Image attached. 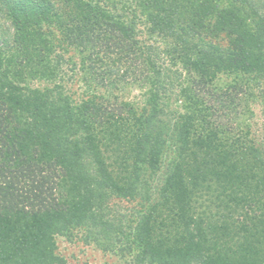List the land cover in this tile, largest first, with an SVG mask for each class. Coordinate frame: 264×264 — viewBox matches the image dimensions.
<instances>
[{
	"label": "trees",
	"instance_id": "trees-1",
	"mask_svg": "<svg viewBox=\"0 0 264 264\" xmlns=\"http://www.w3.org/2000/svg\"><path fill=\"white\" fill-rule=\"evenodd\" d=\"M1 20L0 264H59L79 231L131 264H264V150L213 90L264 102V0H0ZM137 81L142 106L114 93Z\"/></svg>",
	"mask_w": 264,
	"mask_h": 264
},
{
	"label": "rangeland",
	"instance_id": "rangeland-1",
	"mask_svg": "<svg viewBox=\"0 0 264 264\" xmlns=\"http://www.w3.org/2000/svg\"><path fill=\"white\" fill-rule=\"evenodd\" d=\"M11 32L8 22L1 20L0 33L10 34ZM161 49L162 47L159 46V50ZM65 60L64 70L66 75L63 83L68 93L76 97L82 90L81 83L78 81L77 70L74 68V63L77 60L74 55L67 56ZM162 63L167 66V60L165 58L162 59ZM184 77V72H182L179 80L173 81L175 82V86H168L169 91L165 93L164 101L170 111L180 109L181 101L176 95L178 94V89L181 88L180 86L187 79ZM33 85L43 87L47 84L39 82ZM241 86L243 85H241L240 80L235 76H221L214 82L213 90L219 93L230 92L231 95L237 93V101L232 107L233 111L237 112V116L248 127L243 129V131L248 132L249 138L264 150V102L261 97L262 87H250L248 90L244 86V91H237ZM144 88L142 83L137 81L135 85L126 84L122 90L114 91V93L122 101L131 102L136 106H142L146 98ZM242 127L244 128L245 126L241 125L240 129H238L239 132ZM112 207V210L117 213L128 214L133 204L122 200H115L112 202ZM55 252L59 258V264H131L130 259L126 256L121 257L111 252H104L94 244L86 242L80 231L75 232L71 238L58 236L56 238Z\"/></svg>",
	"mask_w": 264,
	"mask_h": 264
}]
</instances>
